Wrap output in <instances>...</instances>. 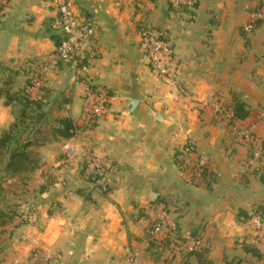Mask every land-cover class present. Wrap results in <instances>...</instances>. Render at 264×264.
I'll use <instances>...</instances> for the list:
<instances>
[{
    "label": "crops",
    "instance_id": "obj_1",
    "mask_svg": "<svg viewBox=\"0 0 264 264\" xmlns=\"http://www.w3.org/2000/svg\"><path fill=\"white\" fill-rule=\"evenodd\" d=\"M58 1L14 0L8 19L0 18V38L6 40L0 61L44 60L49 117L71 118L78 127L69 138L34 146V189L48 170L61 210L49 214L43 192L39 201L23 204L22 210L31 209L29 222L6 225L0 264H26L35 256L49 264H176L151 235L162 217L168 222L159 232L163 241L174 239V225L208 243L206 253L190 254L186 264H264L247 221L254 208L264 211V182L262 171L249 166L242 139L249 133L264 141V21L252 32L241 30L256 0H194L183 12L167 0H73L98 29L99 54L84 77L47 55L55 49L47 28ZM147 23L166 31L179 58L171 80L158 75L140 48L139 32ZM92 85L107 87L111 100L88 127L83 115ZM233 96L245 103L247 115L216 120L206 102L218 99L230 107ZM14 113L0 98V132ZM187 141L208 156V187L179 175L173 153ZM88 154L108 162L101 190L79 180Z\"/></svg>",
    "mask_w": 264,
    "mask_h": 264
},
{
    "label": "built area",
    "instance_id": "obj_2",
    "mask_svg": "<svg viewBox=\"0 0 264 264\" xmlns=\"http://www.w3.org/2000/svg\"><path fill=\"white\" fill-rule=\"evenodd\" d=\"M173 9L184 11L194 6V0H168ZM6 0H0V9H4ZM72 3L64 0L60 5L58 13L52 22L51 29L58 33L62 40L56 49V58L65 61L73 70L75 76L85 75L89 71V61L91 57L97 56L98 47L96 43L97 25L94 22L79 20L76 12L71 8ZM258 21H264V0H256L254 9L250 12L249 19L242 25L243 32H252L257 26ZM140 48L143 51L148 64L164 79L171 80L173 74L180 67V61L176 52L169 45L167 33L164 29L143 26L139 32ZM165 37V39H164ZM45 71V66H44ZM43 71V72H44ZM45 77L37 76L33 79L31 89H36L37 93L33 97H40L45 87ZM39 91V92H38ZM111 94L107 87L101 85L88 86L85 96L86 117L91 122L97 123L101 117L109 110ZM215 109V118L218 121L229 123L235 117L232 106L224 107L218 99L206 102ZM246 144L250 148L251 157L249 163L264 158V151L260 141L249 133L243 134ZM174 155V161L177 166L180 177L186 183H201L202 173L208 169L209 159L196 144L187 141ZM90 174L96 177L103 175V171L109 168L108 162L103 158H91L89 164ZM259 213H253L249 217V222L253 228V235L259 240L261 238L262 246H264V225ZM168 222L162 217L153 224L151 230L152 238L156 244L163 247L162 238L159 232L162 225ZM171 230L175 229L174 225H170ZM186 243L179 244L178 251L182 249L187 252L198 249L205 245L197 237H191L189 233H185ZM130 257L129 261L132 262ZM108 264V263H105Z\"/></svg>",
    "mask_w": 264,
    "mask_h": 264
},
{
    "label": "rangeland",
    "instance_id": "obj_3",
    "mask_svg": "<svg viewBox=\"0 0 264 264\" xmlns=\"http://www.w3.org/2000/svg\"><path fill=\"white\" fill-rule=\"evenodd\" d=\"M13 1L14 0H6L5 8L0 9V18L1 17L4 18V16L7 14L8 9L10 8ZM63 1L64 0L58 1L57 8H56V14L53 17V20L50 22V26L52 25V22L56 18L59 7L63 3ZM69 1L72 3L71 8L76 12L80 21L84 19L86 21L94 22L97 25V23L93 19H88L86 17H83V15L80 14L78 10H75V7L73 5V0H69ZM178 12H183V11L178 10ZM4 19L6 21L8 19V17H5ZM46 22H47L46 20H44V22H43L44 28L46 26ZM0 24H1V22H0ZM147 25H148V23H147ZM148 26H150V25H148ZM97 33H98V30H97ZM97 33H96V39H97ZM5 41L6 40L0 38V44L5 45V43H6ZM56 49H57V47L55 46L54 51H51L47 55L54 54L55 57H57L56 56ZM97 49H98V53H97V55H98L99 54V48H97ZM93 58L94 57L90 58L89 64ZM41 60L42 59L40 57H36V58L35 57L34 58L26 57V58H22V59L10 58V59L0 61V88L8 86L11 89V91H17L21 87L24 89L26 87L27 92L30 95V97H33L34 95H36L37 90L31 89L30 87L33 83L34 78H36L37 76H40V75H43L45 77V72H46V70L44 71L45 64L43 62L44 60H42V61ZM61 61H63V60H61ZM29 62H34V66H35L34 69L29 70V68H28ZM63 62H65V61H63ZM89 69H90V67H89ZM85 75H87V73ZM85 75L84 74L80 75V77H84ZM164 81H166V80H164ZM45 89H47L46 84H45V87L43 88L42 91L44 92ZM1 98L4 99V97H1ZM13 106H14V111H15L17 109L18 105L16 104ZM54 121H55V123H54ZM56 127H59V124L56 122V120H54V116H53V118L49 117L48 122L46 124H44L40 129L33 132V134L30 136V138L31 139H37L39 142H45L46 140H52V138L55 137V131L54 130L56 129ZM1 132H0V134H1ZM242 139H243V143L246 146L247 162H248L249 166L258 167V170L260 169L264 173V158L259 159L258 161H254L252 163H249V158L251 157L250 148L246 144L244 136L242 137ZM260 143H261V146H262L263 151H264V141H260ZM30 150H31V156L33 155L32 159H33V161H35V159H36L37 166H38V161H39L38 159L39 158L36 156L37 154L34 151V146H31ZM178 150H176L175 153H177ZM175 153H173V155H176ZM94 157L102 158V156H97L94 154L93 155L88 154L87 159L85 160V162H83L81 167H79V169H78L80 172L79 180H81L82 185H89L87 187L88 189L97 188V189L101 190V187H102L101 183L103 182V178L106 174V170L103 171V175H100L97 177L94 174H90L89 164H90L91 158H94ZM27 167L28 168L26 170H19L18 172L14 173V174H11V173L8 174V173L4 172L3 161L0 160V210L6 212L7 215H9V214L13 215V219L8 223L17 222V223L23 224L25 222H29V215L31 214L30 213L31 209L30 208L29 209L23 208V210H22L21 206L23 204L29 203V201L31 203H35V202L39 201V199H40V193L39 192H43L45 194L44 200L47 202H50L49 203L50 206L48 208L49 214H51V211L52 212H59L61 210L60 201L57 199L60 196L59 195L60 193L59 194L57 193L55 186L53 185V183L55 182L54 181L55 176H53V174H51L47 170V172L44 174L45 178L43 180V183L40 184L36 189H34L33 177L31 175L34 172L35 168L33 170H28L30 165ZM190 185L196 186V187H200V186L203 187V185L201 183H198V184L197 183H195V184L190 183ZM82 189H84V188H82ZM253 213H257L255 208H254V210L251 211L250 216ZM259 214H257V215H259ZM260 216L262 219L261 222L264 225V215L260 214ZM247 221H248V225H250V239H251L252 243L260 251H262L264 253V246H262L263 242H261V238L258 240L257 237L255 235H253V228L249 222V218L247 219ZM8 223L0 224V250L3 248V245H4L3 240H1L2 239L1 237L4 234L3 232L7 233L9 231L8 230L9 228L6 227V225ZM185 233H189L191 235V237L199 238L201 241H203V243H205V245L207 247H209L206 240H204L200 234H198V233L193 234V231H191V230H187L183 233L179 232V231L177 232L176 228H175L173 230L174 239L169 244H167V245L165 244V246H163V247L167 249L172 260L176 261V264H184L185 260L187 259V253L188 252L186 253L185 249L184 250L182 249L181 251L177 250V249H179L178 248L179 244L177 242L178 235H180V237L183 238ZM263 233H264V230H263ZM181 243L182 242H180V244ZM26 264H49V261L42 259L40 256L39 257L35 256V257L29 259L28 262H26ZM101 264H104V263H101ZM226 264H228V263H226Z\"/></svg>",
    "mask_w": 264,
    "mask_h": 264
},
{
    "label": "trees",
    "instance_id": "obj_4",
    "mask_svg": "<svg viewBox=\"0 0 264 264\" xmlns=\"http://www.w3.org/2000/svg\"><path fill=\"white\" fill-rule=\"evenodd\" d=\"M260 22L261 21H258V24ZM47 31L48 36L53 40L55 46L58 47L62 37L58 33H55L51 29V26H48ZM28 65L29 70L35 68L34 62H29ZM43 95L44 94L42 93L38 98L30 97L26 87L25 89L21 87L17 91H11L8 86L0 88V98L4 97V103L6 105H18L14 113V121L0 134V160L3 161L4 172L8 174H14L19 170H26L29 165L30 167L28 170H33L37 167L36 159L35 161L32 159L33 155L31 156L30 147L37 146L40 142L37 139H31L30 136L33 132L37 131L48 122L49 111L45 108L46 101ZM232 108L234 115L238 118H243L247 115L245 103L240 101L236 96H233ZM56 122L59 124V127H56L54 130V138H69L74 134L76 128H78L74 121L68 117L57 119ZM83 123L88 127H93L96 124L91 122V120L86 117V110H84ZM201 177V184L204 187H208L213 180V176L211 175L209 169L203 171ZM260 178L264 182L263 172L261 173ZM256 212L264 215V211L260 208H257ZM12 219V214L7 215L6 212L0 210V224L8 223ZM178 239L182 243H186V240L181 238L180 235H178ZM162 242L165 246V244H169L170 240H162ZM207 251L208 247L203 245L196 250L188 252L187 256L190 254L202 256Z\"/></svg>",
    "mask_w": 264,
    "mask_h": 264
},
{
    "label": "water",
    "instance_id": "obj_5",
    "mask_svg": "<svg viewBox=\"0 0 264 264\" xmlns=\"http://www.w3.org/2000/svg\"><path fill=\"white\" fill-rule=\"evenodd\" d=\"M155 197H156V193L153 194V196H152V200H154Z\"/></svg>",
    "mask_w": 264,
    "mask_h": 264
}]
</instances>
